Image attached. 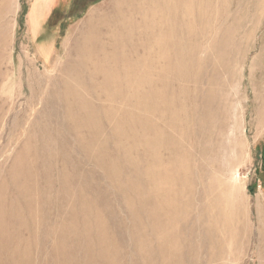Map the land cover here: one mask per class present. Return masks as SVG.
Wrapping results in <instances>:
<instances>
[{
  "label": "rangeland",
  "instance_id": "rangeland-1",
  "mask_svg": "<svg viewBox=\"0 0 264 264\" xmlns=\"http://www.w3.org/2000/svg\"><path fill=\"white\" fill-rule=\"evenodd\" d=\"M0 0V264H264V0Z\"/></svg>",
  "mask_w": 264,
  "mask_h": 264
},
{
  "label": "trees",
  "instance_id": "trees-1",
  "mask_svg": "<svg viewBox=\"0 0 264 264\" xmlns=\"http://www.w3.org/2000/svg\"><path fill=\"white\" fill-rule=\"evenodd\" d=\"M98 0H71L66 7L58 6L55 8L52 14V24L56 20L61 19L62 21L70 18L81 17L89 5L95 3ZM264 165V161H263Z\"/></svg>",
  "mask_w": 264,
  "mask_h": 264
},
{
  "label": "bare ground",
  "instance_id": "bare-ground-1",
  "mask_svg": "<svg viewBox=\"0 0 264 264\" xmlns=\"http://www.w3.org/2000/svg\"><path fill=\"white\" fill-rule=\"evenodd\" d=\"M261 227H262V229H264V223H262Z\"/></svg>",
  "mask_w": 264,
  "mask_h": 264
}]
</instances>
